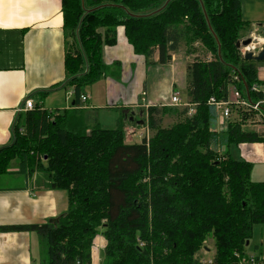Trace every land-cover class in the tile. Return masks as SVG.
I'll return each instance as SVG.
<instances>
[{"label":"trees","instance_id":"16d2710c","mask_svg":"<svg viewBox=\"0 0 264 264\" xmlns=\"http://www.w3.org/2000/svg\"><path fill=\"white\" fill-rule=\"evenodd\" d=\"M62 6L66 34L77 43L66 56V83L74 87L76 104L87 85L108 74L119 77L118 64L108 66L102 57L103 45L116 43L118 28L136 54L149 58L158 48L162 64L196 42L212 59L188 65L189 102L177 122L164 127L174 108L150 106L142 119L149 134L135 141L126 142L127 110L112 129L87 124L76 104L58 112L36 104L26 112L24 131L17 125L13 141L0 147V175L15 173L14 161L19 174L44 173L46 187L67 192L68 209L47 223L0 231L37 233L41 264H92L97 236L104 241L103 264L258 262L248 246L254 227L264 225V181H254L253 165L231 149L264 144V134L244 128L258 112L232 105L219 129V113L209 103L227 99L232 87L251 102L263 97L252 90L262 84L256 61L238 45L251 29L240 0H62ZM260 111L264 117V106ZM210 236L216 253L200 260L202 249L212 252L204 244Z\"/></svg>","mask_w":264,"mask_h":264},{"label":"crops","instance_id":"0c3cea01","mask_svg":"<svg viewBox=\"0 0 264 264\" xmlns=\"http://www.w3.org/2000/svg\"><path fill=\"white\" fill-rule=\"evenodd\" d=\"M240 2L243 20L251 24V30L262 29L264 0ZM62 7V0H0V147L13 141L17 125L19 131L24 129L21 123L28 111H21L20 108L26 98L30 97L35 106H43V109L52 112L72 110L76 104L78 96L74 87L66 83V56L70 51V41L64 28ZM122 29L118 28L116 43L103 45L102 49L106 65L114 67L118 64L119 77L108 74L92 83V88L99 84L102 92L97 94L95 89H91L88 93L84 89L76 106L82 111L98 106L127 110L129 116L141 113L147 119L150 106H170L174 91L187 90V68L199 59L198 54L193 53V48L188 53L187 47L181 46L178 51L172 52L168 63L162 64L158 48L149 58L136 54ZM260 40L264 42V38ZM256 68L262 83L259 86L264 91V60L256 61ZM44 91L48 93L44 94ZM141 92H148V101L141 103ZM81 95H86L88 100L83 102ZM57 102L63 108L58 107ZM182 102L188 104L189 97L187 102ZM125 120L126 134L137 128L131 125L128 117ZM260 121L257 118L247 121L244 128L260 133V129L264 128V125L261 127L258 124ZM225 123L218 120V128L225 127ZM251 123L254 130L248 128ZM146 127L143 125L142 129ZM136 137L132 139L137 140ZM126 142L130 140L126 138ZM232 154L253 165L251 177L256 178L254 181H264L263 143H240L237 154ZM18 167L13 168L15 173H9L12 176L10 182L0 186V226L43 224L67 211L68 194L65 190L39 186L34 175L19 174ZM14 179H18V183L13 184ZM103 245L102 236H97L92 249V264H103ZM252 247L254 250H248V254L260 256L254 264H264V229L260 234L253 235L248 248ZM206 252L211 250L206 249ZM43 255V242L37 233L0 231V264H41Z\"/></svg>","mask_w":264,"mask_h":264},{"label":"rangeland","instance_id":"374dc122","mask_svg":"<svg viewBox=\"0 0 264 264\" xmlns=\"http://www.w3.org/2000/svg\"><path fill=\"white\" fill-rule=\"evenodd\" d=\"M99 30L101 32H103V29H99ZM119 30H120V28H119ZM122 30L124 31V28ZM248 38H252L253 42L255 43L254 46L256 47V49H258V48H260L262 46L264 48V42H262L260 40L261 38H264V27L262 29L258 28V30H255V31H254V29H252V30L250 29L248 31L243 32V37L241 38V41L246 40ZM69 41H70L69 50H70V54H71V53H73V51H75L77 49V43H76L75 37L73 35H71V33H70ZM182 46L186 47L185 44H183ZM192 48L195 51L193 53L198 54L197 58H199L201 60H208L210 58L212 59V55L209 52H207V50L203 47V45L200 42H196L193 45ZM185 49L186 48H184V50ZM240 49H241V52L246 50V48L244 46H242V45L240 46ZM192 51L193 50H190V51H187V52L189 53V52H192ZM208 55H210V57H208ZM94 84H92V85H94ZM92 85L90 84V85H87L85 87V90H87L88 93L91 91V89H95V92L97 94H100V92H102L99 84L95 85V86H97L96 88H92L91 87ZM179 93H180V96H181L182 100L184 102H187V100H188L187 90L180 89ZM141 98H142V100H141ZM139 100L141 101V103H142V101H148V92H141ZM57 106L60 107V108H63V106H60V102H57ZM170 106H169V108H174L176 110H174V109L170 110V113H168L166 119L163 122V126L164 127L171 126L175 122H177L178 117H179V113L178 112L182 108V107H174V106L170 107ZM122 112H123V110L106 109L105 107L98 106L96 109L88 108L87 110H84L83 111V115H84L86 123L88 122L87 124H89V125H91L93 123H98L103 128L112 129V128H115L117 126L118 118L119 117H123L122 116ZM135 117H136V119L138 121L142 120L143 118H145V116L143 114H141V113H137L135 115ZM255 117L257 119L261 120L260 122H258V124L261 125V127H262L264 125V117L257 116V115H255ZM130 123H131V125L133 124V125H135L137 127V128H135V129H137V130H135L137 132V134H138V132H142L143 130H145V129L142 130L143 125H138L136 122L135 123L130 122ZM252 125H254V124L251 123L250 126L248 125L249 126L248 128L251 129V130H254V128H252ZM255 128H256V126H255ZM132 130H134V129L132 128ZM260 130H261L260 134H264V132H263L264 128L262 127ZM152 134L153 133L151 131L150 136ZM125 136L127 138V141L128 140H130V142L131 141H135L134 139H132V138H134V136L130 137L129 134H126ZM138 138L139 137H136V139H138ZM231 148H232V152H234V155H236L237 154V145L232 146ZM14 167H18V163L16 161L11 163L10 170H13ZM8 174L9 173H5V174L0 175V186H4L8 182H10V180L12 179V176H10V174L8 176ZM30 175L31 176L34 175L36 177V184H38L39 186H46L47 185L46 179H44V173H39V171L36 170L32 174L30 172ZM253 179H256V178L253 177ZM16 183H18V179H14L13 184H16ZM263 229H264V225H256L254 227V234H258V233L260 234V232ZM205 242L206 243H204V244H206V246H208L209 248L212 249V252H210L209 255L213 256L216 253L215 252L216 251V249H215V241H214L213 237L212 236L208 237V239ZM248 250L251 252V251L254 250V248L253 247H252V249L248 248ZM205 251H206L205 249L204 250L202 249L197 254V258H199L201 260L203 257H206L207 256V254H206L207 252H205Z\"/></svg>","mask_w":264,"mask_h":264},{"label":"built area","instance_id":"2783aa9c","mask_svg":"<svg viewBox=\"0 0 264 264\" xmlns=\"http://www.w3.org/2000/svg\"><path fill=\"white\" fill-rule=\"evenodd\" d=\"M254 45L255 43L252 42L248 47H245L246 50L242 52L243 56H244V53L247 51H253L254 53H258L260 50L263 49V46L260 47V49L259 48L256 49ZM252 90L257 91V92L261 91L263 93V97L256 102H251L246 97H244L241 94V92L238 91L235 87H232L230 89L227 99L217 100L216 98L211 97L209 100V103L215 106L216 110L219 113V120L221 119L223 122L230 117L231 115L230 106L232 105L244 107L247 110L257 111L258 115L263 117V113L260 110H261V106H264V91L261 90L259 85L253 86ZM81 100L85 102L88 100V97L86 95H81ZM170 105L171 106H182V105H187V104H183L179 91H174L171 95ZM34 109H35V103L30 97L26 98L24 102V106L20 108L21 111H31ZM192 112L193 110L191 109L189 113H192ZM135 130L128 131L127 134L131 135L132 137L137 136V135L143 136V135L149 134L148 127H146L145 130L142 129L143 131L138 132V134ZM20 132H23V130L20 129ZM263 259H264V256H263Z\"/></svg>","mask_w":264,"mask_h":264},{"label":"water","instance_id":"95a60500","mask_svg":"<svg viewBox=\"0 0 264 264\" xmlns=\"http://www.w3.org/2000/svg\"><path fill=\"white\" fill-rule=\"evenodd\" d=\"M252 42H253L252 38H248L246 40L240 41L238 45L248 47ZM219 51H220V48H219ZM244 57L246 59H253L255 61H263L264 60V48L262 50H260L258 53H254L253 51H247L244 53ZM126 117H128L127 114H126ZM134 118L135 117L133 116V114L129 117V119L131 121H134ZM136 123L138 125H143L144 121L143 120H139V121L137 120Z\"/></svg>","mask_w":264,"mask_h":264}]
</instances>
